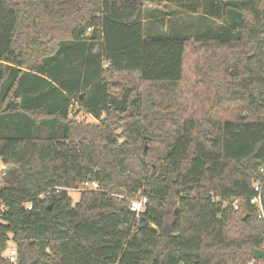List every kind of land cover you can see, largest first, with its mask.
I'll use <instances>...</instances> for the list:
<instances>
[{
  "label": "trees",
  "instance_id": "trees-1",
  "mask_svg": "<svg viewBox=\"0 0 264 264\" xmlns=\"http://www.w3.org/2000/svg\"><path fill=\"white\" fill-rule=\"evenodd\" d=\"M202 7L0 0V264L9 242L14 264H264L249 204L264 165V0ZM177 14L228 26L205 39L146 34ZM188 49L210 68H194L181 96ZM84 182L98 191L72 205L66 190ZM261 200L264 213V183Z\"/></svg>",
  "mask_w": 264,
  "mask_h": 264
},
{
  "label": "rangeland",
  "instance_id": "rangeland-1",
  "mask_svg": "<svg viewBox=\"0 0 264 264\" xmlns=\"http://www.w3.org/2000/svg\"><path fill=\"white\" fill-rule=\"evenodd\" d=\"M209 2L211 0H202L203 7L201 8V12H204L205 9H207ZM148 9V8H147ZM236 15L233 11H229L227 14V21L232 24L233 20L235 19ZM228 22L221 21L220 23L212 22L208 20L207 16L206 18L203 17V14L199 16H191V15H181V16H171V17H165L163 20H153L150 19L149 22L144 24L145 32L150 38L155 37H162V38H172V39H183L186 37H192V38H212V37H218L220 36V33L218 34L217 29H222L224 25L228 26ZM222 23V24H221ZM223 25V26H222ZM216 31V32H215ZM188 55L186 56L185 64V79L182 82V84L179 86V93L181 96L185 94L188 87L191 85V75L193 69H200L202 72L204 70H207L210 68L208 64L201 61L192 62L193 57L196 55L193 51L188 49ZM222 56V59L226 56L227 53L225 52H217V56ZM221 59V61H222ZM221 63H226L225 61H222ZM213 69H214V65ZM222 68L220 65L217 66V69ZM264 69V68H263ZM212 72V70H209ZM221 71H214L213 77L216 75V73H220ZM262 77L264 78V71L261 70ZM221 83L223 91L227 89L228 83H230V79H224ZM119 89H109L110 94L116 95L118 93ZM232 98L228 95L227 99ZM173 107L169 106L164 110H168L171 112L173 111ZM77 122H84L87 124H96L97 121L92 118L89 115H86L83 112H80L78 116L76 117ZM68 196L71 199L72 205L79 202L81 198V193L77 191H69ZM177 198L175 196H172L171 199H169L168 204V223L171 222L172 216L175 215L173 212L177 210ZM12 249V244L9 242L7 243L6 250L2 253L1 258L8 257L9 251Z\"/></svg>",
  "mask_w": 264,
  "mask_h": 264
},
{
  "label": "built area",
  "instance_id": "built-area-1",
  "mask_svg": "<svg viewBox=\"0 0 264 264\" xmlns=\"http://www.w3.org/2000/svg\"><path fill=\"white\" fill-rule=\"evenodd\" d=\"M89 31H90V29L88 30V32ZM260 175H261V181L259 180V181H255L252 183V190H253L254 196L251 199H249V204L252 207H254L257 219L264 222L263 205H262V200H261V189H262V185L264 183V165L260 169ZM60 190H61L60 188H57L56 192H58ZM66 191H68V192L69 191H77L80 193L85 192V191H98V184L95 182H84L82 185L78 186L77 188L71 189V190H66ZM214 201L218 202L219 200L215 199ZM223 204H224L223 205L224 207L227 206L225 203H223ZM231 206L234 210L238 209L236 201H233L231 203ZM145 207H146V199L145 198H139V199L133 200L129 203V211L134 213L137 218L141 213H143L145 211ZM25 208L27 210H30L31 205L27 204L25 206ZM7 258H8V261L10 264L15 263L16 252L13 248L10 249ZM249 264H253V263H249Z\"/></svg>",
  "mask_w": 264,
  "mask_h": 264
},
{
  "label": "water",
  "instance_id": "water-1",
  "mask_svg": "<svg viewBox=\"0 0 264 264\" xmlns=\"http://www.w3.org/2000/svg\"><path fill=\"white\" fill-rule=\"evenodd\" d=\"M129 1L141 2V0H129ZM80 99H82V95H81ZM246 218H247V216H245L243 218V220H246ZM252 259L255 260V261H259V260L264 261V251H262V250H254L253 254H252Z\"/></svg>",
  "mask_w": 264,
  "mask_h": 264
},
{
  "label": "crops",
  "instance_id": "crops-1",
  "mask_svg": "<svg viewBox=\"0 0 264 264\" xmlns=\"http://www.w3.org/2000/svg\"><path fill=\"white\" fill-rule=\"evenodd\" d=\"M178 16H181V15H183V14H177ZM177 15H175V16H177Z\"/></svg>",
  "mask_w": 264,
  "mask_h": 264
}]
</instances>
